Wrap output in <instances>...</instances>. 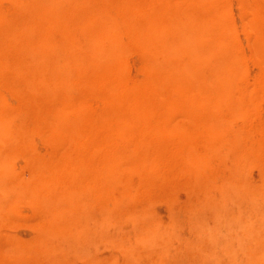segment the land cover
Listing matches in <instances>:
<instances>
[{"label": "rangeland", "instance_id": "1", "mask_svg": "<svg viewBox=\"0 0 264 264\" xmlns=\"http://www.w3.org/2000/svg\"><path fill=\"white\" fill-rule=\"evenodd\" d=\"M28 2L30 4V0H0V264H111L115 258L119 259V264L124 262V264H253L251 252L252 254H257L256 252L264 254V232L260 231V218L258 217V219L253 213L254 203L246 194L239 197V201L234 197H227L225 203L220 199L222 198L221 190H219L218 196V191L212 195L206 194L203 190L199 192V189L192 191L183 182L179 186V183H174L172 170L166 160L159 163L157 170L152 171L148 166L138 168L137 162L134 164L136 156L130 148L135 144V140L134 138L129 140L122 136V132L128 128V125L121 120L113 122V126L110 123V119L107 117L110 113L109 100L119 89L123 90L125 84L129 87L133 85L137 87V84L139 86L143 80V55L133 45L134 42L130 43L128 36L125 38V43H127L125 47L127 48H125L126 53L121 64L114 58L107 59V61L105 58L103 60L95 58L91 55L92 40L93 34L98 32V29L96 25H91V22L85 19L88 16L85 14L86 12L76 14L75 22L73 21L67 27L66 40L63 43L65 38L60 34L63 30L56 29L55 24L52 27H50L51 25L43 26L44 24H41V19L36 17L37 15L33 17L28 8L22 9V5L24 4L26 7ZM220 4L228 8L231 30L235 43L239 44L236 43V47L240 46L235 50L238 55L243 56L240 57L243 60V65L241 64L240 67L237 87L241 97L247 101V107L242 119L235 122L242 137L243 135L245 137H243L244 143L249 146L247 164L246 162L243 164L244 177L249 189L258 193L264 187V59L259 57L256 48L257 27L260 25L254 17L252 0H219L217 6L219 7ZM114 8L116 10L115 5ZM117 18L121 20L120 17L117 16ZM20 20L21 27L26 26V30H28L27 34H24L25 29L22 28L23 31L20 32L21 28L17 27L20 25ZM31 25H36L35 29L32 27L35 33L31 31L33 30ZM12 29L16 32H13ZM29 29L32 33H29ZM52 32L56 34L53 35ZM121 32L123 33L122 30ZM22 33L26 35L25 37L33 35L31 38L25 39L23 36V38L21 37ZM62 44L69 49H66L67 47L64 49V45L61 47ZM105 45L108 47L109 43L105 42ZM73 49L75 52L69 51ZM59 51L66 52L61 54L63 59L66 58V65H63L61 70L67 84L63 83V89L60 87L61 90L58 89V86L56 91L52 88L49 76L51 77L50 73H53L58 65L57 59L61 58ZM75 54L78 61H74ZM121 66L123 68L122 76L114 79V72ZM65 85H67L66 89ZM153 99L157 106L164 107L165 102L162 98L154 96ZM104 132L105 136H103ZM150 133V136L155 139H164L161 126L156 120H152ZM95 134L98 136L93 138L92 136ZM127 139L129 142H126ZM95 140L97 141L95 142ZM114 141L118 143L116 142V145L113 144V147H110L111 154H107L106 150H99L92 155L89 150V147L97 145V142L108 143L105 147L107 149ZM122 142L123 144H121ZM129 143L131 144L129 145ZM247 146L246 148H248ZM223 154L228 161L225 158L222 160V166H226L221 172L222 175L224 174L223 176L229 177L236 160L230 152L224 150ZM110 155L111 157H109ZM120 159H122L121 162ZM144 165L146 164L144 163ZM119 187H122L123 191ZM189 189L192 194L189 193ZM59 191L65 192L61 194L58 193ZM126 191L127 193L124 194ZM200 193L203 197L200 196ZM120 194H123L121 195L123 198ZM130 194L133 196L131 197ZM189 194L191 199H189ZM115 196H118L120 200ZM216 200L220 201L216 203ZM119 201L123 204H120ZM204 202L208 204V206L206 204L208 210L204 206ZM224 203L228 206H225ZM70 204L72 205L70 206ZM223 204L226 211L222 210L221 205ZM262 204L260 206L261 215H264V202ZM72 206L75 208V220L77 218V221L85 220L87 222L85 227L89 228L90 226V231L87 228L88 234L86 233L85 237L88 239L83 240V245L79 246L75 254L72 251L71 254L56 256V260L42 259L43 247L41 245L35 247L34 240L39 239L52 221H63L70 213L69 210ZM215 208H217L216 211ZM235 208H237L236 210L241 208L243 217L245 219L248 217L247 219L251 220L249 222L251 231L248 229V232L253 231L252 233L258 236L263 234L259 245H255L251 241L247 242L250 245L243 243L237 245L236 242L239 240L234 239V235L239 233V239H243L247 230L238 229L230 232L228 229L229 223L233 217H236ZM142 210L151 212L146 213V217ZM248 210L250 213L253 210L251 214L254 215L252 216ZM216 212L222 220L220 224L218 223L221 220ZM129 216L130 219L132 218L131 223ZM137 216L140 221L137 220ZM127 217L129 220L126 219ZM100 219L112 221L109 225H112L110 234L114 233L113 235L104 234L106 229L102 230ZM203 219L210 226L213 225L211 228L214 231L203 226V222L202 225H199L201 221H204ZM95 220L97 225L94 223ZM122 220L126 225L125 228L123 227L124 229L121 228ZM89 221V224L93 222L94 225H87ZM163 225H167V228L163 229ZM113 226L117 229H114ZM219 226L221 232L215 229ZM225 226L226 228H224ZM98 228L100 231L96 230ZM141 230L142 232L139 234L138 231ZM227 231L228 234L234 233L233 236L227 235ZM99 232H102V235ZM157 232L159 235L163 233L161 236L164 239H161ZM120 235H122V239ZM105 236L109 238L114 236V241L117 238L115 244L106 242L109 238ZM133 237L136 239L135 241ZM158 237L164 241L160 242ZM129 238L137 247L134 248V251L132 250L133 254L130 258L126 256L127 251L123 249ZM170 239L173 246L170 245L171 243L168 244ZM121 240L124 241L121 242ZM144 241L146 242L144 243ZM189 242L190 244H188ZM187 245L188 247H186ZM53 246L59 249L60 239H54ZM163 247L164 249L170 248L166 249L168 255ZM151 248L153 249L151 250ZM162 249L164 251H161ZM234 254L236 256H233ZM248 258L249 260H247ZM184 261L186 262L184 263ZM261 262L264 264V260Z\"/></svg>", "mask_w": 264, "mask_h": 264}, {"label": "bare ground", "instance_id": "2", "mask_svg": "<svg viewBox=\"0 0 264 264\" xmlns=\"http://www.w3.org/2000/svg\"><path fill=\"white\" fill-rule=\"evenodd\" d=\"M218 2L219 0H30V4L29 2L26 3L27 4L26 7L23 4L22 9L28 8L29 12L33 14L32 15L33 17L34 15H37L36 17H39L41 19V24L42 23L44 24V25L42 24L43 26L51 25L50 27H52L55 24L54 26L56 27V29L59 28L60 30H63L60 33L62 34V37L65 38L63 40V43H65L66 40L65 35L67 34V27L71 25L73 21L75 22L76 14L78 12H83V13L86 12L85 14L88 15L87 16L88 18L86 17L85 19L91 22V25L93 26L96 25L97 26L96 28L98 29V32H95L96 34L95 33L93 34V40H92L93 48L91 50V55H93L95 58L98 57V59L102 58L103 60V58H105L107 61V59L114 58L120 61L121 64L122 58L126 53L125 48H127L125 47L127 46V43H125V38L128 36L130 43L134 42L133 45L139 50V52H141V55H143V63H144L143 80L142 83L140 82L139 86L137 84V87H134V85L129 87L127 86V84H125V88H123V90L119 89L115 93V95L109 100L110 113L107 117L110 119V123H112V126H113V122L116 123L118 120H121L128 125V128L124 132L122 131L121 132H122V136H124L125 138H128L129 140L130 138H134L135 140V144H133L134 143L133 142L132 143L133 146L132 147L129 146L132 149L131 152L136 156L134 160V164H136L137 162L138 168L140 166L141 167L148 166L153 171L155 169L157 170L158 168L157 166L159 165V163H161V161L166 160L172 170V178L175 180L174 183H179V186H181L180 183L183 182L184 184L188 185L190 189H192V191L199 189V192L200 190H203L208 195L210 194L212 195L213 193L216 194L217 193L216 191H218L217 195L219 196L220 194L219 190H221L222 198L220 199L223 202L226 200L227 197L228 198L234 197L239 201L238 198L246 194L247 197L254 203V208H252L254 209V212L253 210L252 212L255 214L257 218L258 217L260 218V225H259L260 231L264 232V217H263L264 215L263 214L261 215V209H260L261 204L264 202V187L261 192L256 193L251 191L249 189V186L247 185V181L244 177V172H243V164L248 160L249 146H247V143H244V139H243L244 135L242 137V134L239 131L238 127H236V122H235L239 119H242L247 107V101H245L241 97L239 93V89L237 87V79L239 77L240 67L241 64L243 65L242 63L243 60L241 59L243 56L238 55L236 53L237 51L235 50L236 48H240V46L236 47V43L237 45L239 44L238 42L235 43L234 34L231 30V18L229 16L228 8L221 4L218 7L217 6ZM20 3L21 1L19 2V4ZM114 5L116 6V10L115 8L113 9ZM252 8L254 9L255 20L258 21V24L260 25V27L259 26L257 27L258 36L256 38V48L259 57L264 59V0H252ZM117 16L120 17L121 20H119ZM21 24L22 23L20 20V25L19 26L17 24L16 25L17 27H19V29L21 28L20 32L25 29L24 34H27L26 31L28 30H26V26L24 25L25 27L23 28L21 27ZM30 27L31 28L33 27L35 29L36 25L35 26L31 25ZM34 29L31 31H34ZM121 30L123 31V33L121 32ZM31 31L29 33H32ZM52 33L53 35L56 34L54 32ZM45 34L47 33L45 32ZM32 35L30 34L29 37H25L26 35H23L22 33L21 37L23 36L25 39L26 38L29 39L31 38ZM60 41L62 42V39ZM43 42H45V40H43ZM105 42L109 43L108 47H106ZM63 45L64 44H62L61 47H63ZM65 47L67 46L64 45L63 48L65 49ZM66 49L69 48L67 47ZM67 51L68 50H66V52ZM69 51L75 52L74 49ZM238 51H240V49H238ZM63 53L62 51L60 52L61 58H59V60L57 59L58 65L56 66V69L53 71V73H50L51 77L49 76V78H51L50 83H52V88H54V90L56 91L58 86H59L58 89L61 90V88L63 89V83L67 84V82H65V80L63 79L64 78L62 74L63 71L61 70V67L63 65H66L65 63L66 58L63 59V57L61 56V54ZM68 56L71 57L70 55ZM74 59H75L74 61H78V57L76 54L74 56ZM70 60L73 59L70 58ZM99 64H101L100 61ZM122 74H123V68L121 66L118 68V70L116 69V71L114 72V79L120 78ZM64 87L66 89L67 85H65ZM154 96L155 97L159 96L164 100L165 102L164 107H159L156 105L153 99ZM152 120H156L159 122L161 126L162 135L164 138L163 140H159L157 138L155 139L154 137L150 136ZM96 135L98 136V134H95L92 137L95 138ZM103 136H105V132ZM103 139L105 140V138ZM128 139L126 140V142L127 141L129 142ZM96 141L97 140H95V142ZM116 142L115 141L112 142V145L110 144L109 148L107 149L105 147L107 146L108 143L101 144V142L100 143L97 142V145H92L91 147H89V150L90 152H92V155L97 153L99 150H106L108 154L110 153L111 150L110 147H113V144L116 145L118 143ZM121 144H123V142ZM130 144L131 143H129V145ZM246 146L248 148H246ZM113 150L115 151V149ZM224 150L225 152L227 151L233 154L236 160L234 164V169L232 170L231 175L229 177L223 176L224 174L222 175L221 172L226 166V165L222 166L221 163L222 160L225 158L223 154ZM109 157H111V155ZM225 159L227 160V158ZM121 160L122 159H120V162ZM144 163L146 165H144ZM221 167L223 168L221 169ZM119 188H121V191H123L122 187ZM64 192L59 191L58 193L63 194ZM190 192L191 190L189 191V193ZM125 193H127V191L124 192V194ZM75 194L77 195L78 193ZM131 194H133L132 191ZM121 195L123 194H120V196ZM132 196L133 195H131V197ZM191 196L193 197V195ZM200 196L198 194L199 198ZM115 197H117L120 200L118 196ZM234 198L232 199L235 200ZM189 199H191V197ZM197 200L198 198L196 199V202ZM123 201L125 202V200ZM217 201L220 200H216V203H218ZM117 203H113V204H117ZM241 203L243 204V202H240V204ZM120 204L123 203L120 202ZM206 204L207 203H205L204 206H206ZM224 204L221 205V207H223L222 210L224 209V211H226ZM71 205L72 204H70V206ZM226 205L227 204H225V206ZM120 208H122L121 205ZM183 208L185 209L186 207ZM228 208L230 209V207ZM241 208L239 210H236L237 208H235L237 214L236 217H233L232 221L229 223L228 229L230 230V232L237 231L238 229L247 230L243 236V239H239L240 236V235L238 236L239 233L238 234L236 233V235H234L235 237L234 239L239 240L238 242H236L237 245H241L240 243L247 244L248 241L254 242L255 245H259V242L261 241L264 233L263 234L261 233L262 236L260 235L258 236L255 233H252L253 231L248 232V229L249 231H251L250 230L251 228L249 226L250 224L249 222H251V220H248L247 219L248 217L246 219L243 217L244 215L242 214ZM216 209L217 208H215V211ZM147 210L146 212L142 210L143 212H145L144 216H146L149 212H151L150 210L147 212ZM69 211L70 213L67 212L68 215L63 221H57V222H55L56 220L52 221L51 225L47 227V229L45 230V232H43V234L39 237V239L34 240L35 242L33 241L34 245L36 244L35 247L37 246L40 247V245L43 247V251H42L43 254L41 256L42 259L52 260L55 259L56 256L60 254L61 255L71 254L72 251H74L75 254V251L79 248V246L83 245L82 244L83 240L88 239L85 237L90 226L89 228L87 227L88 228L87 229L85 227V223H87L85 222V220L77 221L78 218L75 220V208L73 206ZM109 212L107 213L111 214ZM217 214L218 213L216 212V215ZM254 214L251 215L253 216ZM137 217L139 218V216ZM138 218L137 220L140 221V218L139 219ZM102 219H100L99 221L101 223L100 226L102 230L103 228L104 230L106 229L105 230L106 232H104V234L107 233L108 236L113 235L114 233L110 234L111 233L110 227H112V225H109L111 224L110 222L112 221H109L108 219L105 220ZM126 219L129 220L130 216L129 219L128 217ZM131 219L129 220V222L131 221ZM219 219L221 220L220 216ZM219 219L216 220L219 221ZM216 220L214 221L216 222ZM133 221L135 222L136 220ZM95 222L96 220L94 221V223ZM202 222H203V226H205L206 228L208 227L209 230L211 229L213 230V228H211V226L213 227V225L210 226V224H207L205 220L201 221V224L199 225H202ZM221 222L222 220L219 221L218 224H220ZM89 223L90 221L88 222L87 225H91L93 222L91 224ZM121 223H122L121 228L123 227L125 228L126 225L123 223V220ZM95 224L97 225V223ZM93 225L94 224H92V226ZM166 226L163 225V229ZM253 226H257V225H253ZM170 227L172 228V226ZM99 228L96 230L98 231ZM113 228L117 229V227L115 226H113ZM131 228L133 229V227ZM220 228L221 227L219 226L215 229L219 230ZM224 228H226V226ZM91 229L93 228L91 227ZM151 231H148V233L149 232L151 233ZM102 232L99 233H101L102 235ZM138 232L140 234L142 230ZM163 232L166 233V231ZM91 233L93 234V231ZM95 234L96 232L94 233V235ZM233 234L232 233L228 234L227 231V235L233 236ZM157 235H159L158 232ZM161 235H163V233ZM161 235H159V237H161V239H164L162 238L163 236ZM120 236L122 239V235ZM143 237H141V239H143ZM113 238L114 236L109 238L106 242L114 245L117 238L115 239V241ZM54 239H60L61 246L59 249L53 246ZM161 239L159 241L163 242L164 240L162 241ZM133 240L135 241L136 239L133 237ZM151 240L153 242V239ZM122 241L124 240H121V242ZM146 241H144V243ZM170 243H171V239L168 244ZM188 244H190V242ZM32 245L30 244L31 248ZM170 245H172V243ZM182 245L183 244H181V246ZM186 247H188V245ZM134 248L137 247H135V244L133 245L132 239L129 238L128 243L126 244L125 248H123L125 249L124 251H127L126 256L128 258L132 256L133 254L132 250L134 251L135 250ZM87 249L89 248L87 247ZM147 249L150 250V248L148 247ZM152 249L153 248H151V250ZM163 249L161 251L165 250L167 254L170 248L168 250L166 249L163 250ZM40 251L41 250L39 249V252ZM245 253H247V251H245ZM256 253L257 254H252V252L250 253L253 256V257L251 256L252 261L254 262L253 264H262L261 260L262 261L264 260V254L258 252ZM235 254L233 256H236ZM188 255L190 254L188 253ZM182 257L184 258V256ZM247 260H249V258ZM252 261L250 260V262ZM185 262L186 261H184V263ZM111 264H119V259L115 258V260H113Z\"/></svg>", "mask_w": 264, "mask_h": 264}]
</instances>
